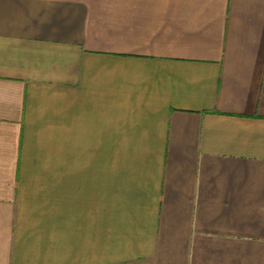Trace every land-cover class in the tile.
<instances>
[{
  "label": "crops",
  "instance_id": "0c3cea01",
  "mask_svg": "<svg viewBox=\"0 0 264 264\" xmlns=\"http://www.w3.org/2000/svg\"><path fill=\"white\" fill-rule=\"evenodd\" d=\"M0 264H264V0H0Z\"/></svg>",
  "mask_w": 264,
  "mask_h": 264
}]
</instances>
